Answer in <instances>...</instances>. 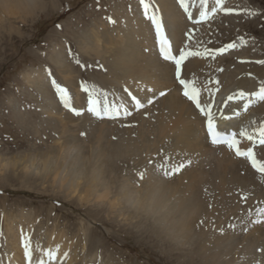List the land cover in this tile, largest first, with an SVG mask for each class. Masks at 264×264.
Segmentation results:
<instances>
[{"label": "bare ground", "instance_id": "1", "mask_svg": "<svg viewBox=\"0 0 264 264\" xmlns=\"http://www.w3.org/2000/svg\"><path fill=\"white\" fill-rule=\"evenodd\" d=\"M57 3L0 0V25L13 33V20L34 21L49 6L61 9ZM154 4L160 8L175 48L182 46L184 33L192 23L178 0H154ZM227 6L248 8V1L227 0ZM192 11L195 16L198 9ZM239 16L246 17L243 12L218 14L200 25L196 36L208 48L222 47L226 42L239 45L240 37L246 44L217 55L215 60L190 58L182 68L183 76L195 75L202 86L213 90V96L202 92V101L215 100V111L225 107L231 114L242 108V102L225 104L227 97L238 90L254 91L264 80V64L256 63L264 60L257 38L238 35L222 44L212 40L218 31L213 32L214 28L222 21L224 24V19ZM245 17L240 22L243 24L236 23V29L245 24ZM80 29L74 43L97 61L94 65L99 70L98 75H89L87 83L104 89L110 101L123 103L132 115L112 121L97 119L87 112V94L80 87L84 80L77 77L74 56L70 57L65 42L58 39L50 47L49 59L56 68L53 77L68 88L73 106L84 112L77 116L64 108L50 84L47 68L27 70L24 76L40 96L42 117L38 124L49 129L53 145L19 158H0V164L6 170L20 169L24 184L38 179L50 182L63 198L78 194L81 203L105 209L108 217L121 218L123 226L144 231L162 245V252L176 264H264V223H254L253 201L255 192L264 194L261 175L252 171L246 160H235L225 147L218 148V153L208 144L204 118L181 95L174 82L173 66L157 54L155 31L143 15L139 0H116L108 15L85 22ZM160 91H166V95L159 96ZM129 93L145 104L142 110L135 109ZM149 98L152 104H147ZM252 120H264V102L231 121L249 124ZM185 158L192 163L178 174L165 176L158 167ZM141 171L145 172L143 179L138 176ZM242 195L247 199L241 200ZM2 218L6 220V232L5 239H0L4 244L0 246V264H27L23 237L30 238L34 250L44 230L34 228L35 219L25 210ZM92 224L90 221L81 227L85 241L82 244L65 231H53L46 233L42 249L57 252L54 264H104L102 257L100 262L95 261L97 252H81ZM102 229L110 233L109 228Z\"/></svg>", "mask_w": 264, "mask_h": 264}, {"label": "rangeland", "instance_id": "2", "mask_svg": "<svg viewBox=\"0 0 264 264\" xmlns=\"http://www.w3.org/2000/svg\"><path fill=\"white\" fill-rule=\"evenodd\" d=\"M114 1L116 0H55L62 10L49 6L34 21L27 23L15 19L13 33L0 25V158H19L40 150H48L53 145L49 129L38 124L42 117L38 104L40 96L24 74L31 68L38 69L41 66L55 73L56 68L49 57L54 42L61 39V43H68L64 45L69 49L70 57L79 58L84 65L81 67L73 58L80 80L87 82L91 73L98 75L99 70L95 68L97 61L80 51L74 42L77 41V34L85 22L89 24L97 17L108 15ZM247 1L248 8L257 11V14L246 16L247 18L239 16L237 19H224V24L222 21L214 28L213 32L218 31L214 33L216 35L212 40L220 44L238 35H246L248 38L252 36L257 38L255 40L259 50L264 53V0ZM242 17H245V24L236 29V26L243 24L240 23ZM16 169L6 170L0 164V239H5L6 232L3 215L25 210L32 213L35 219L34 228L44 230L41 241H38L41 249L46 241V233L53 231H65L75 240L82 241V244L84 235L82 237L80 229L92 221L86 246L81 248V252L88 251L87 255L97 252L99 257H95L96 262L103 258L104 264H176L162 252V245L152 241L141 229L137 231L136 227H125L120 223L121 218H115L114 215L108 217L105 209L81 203L78 194L63 198L50 182L44 183L38 179L24 184L22 171ZM104 227L109 228L110 233L104 232ZM3 245L0 242V246ZM9 248L7 249H12ZM39 256L40 251L35 247L33 258Z\"/></svg>", "mask_w": 264, "mask_h": 264}, {"label": "snow or ice", "instance_id": "3", "mask_svg": "<svg viewBox=\"0 0 264 264\" xmlns=\"http://www.w3.org/2000/svg\"><path fill=\"white\" fill-rule=\"evenodd\" d=\"M179 5L186 13L187 20L191 21L192 28L188 29L184 35L186 37L184 43L180 47L174 48L171 34L166 28L165 21L161 14L160 8L154 4V0H139V4L143 7V15L150 21L155 31V41L158 45V54L163 61L170 63L174 68V79L178 81L182 88V95L190 101L199 113L204 118L206 136L210 143L215 146H224L234 154L236 158L246 160L253 169L261 176H264V120L257 123L255 120L249 124L243 125L239 130H223L218 125V119L231 120L233 117H239L241 112H247L251 106L258 105L264 102V80L259 81V86L254 91L238 90L237 92L227 97L228 101H241L242 108L233 110L231 115H224L223 111L214 110V101H202V92L207 91L209 96H213L214 92L206 85H201L195 75L187 77L182 76V68H186V61L190 58H207L216 59L217 55L227 52L229 49L237 48L247 43L244 37H240V44L236 42L228 43L219 48H208L204 42L197 38L196 33L199 31V26L203 23H208L216 18L218 14H232L235 12H243L246 16H255L257 13L249 8H237L227 6V0H178ZM197 8L198 12L194 16L192 9ZM111 23L115 21L108 17ZM77 64H81L79 58L74 57ZM256 63L264 64V60L256 61ZM81 67L84 65L81 64ZM102 67V66H101ZM222 71V69H218ZM47 76L50 79L51 86L55 89L60 102L65 109L79 116L84 112V109H78L73 106V97L67 87L62 86L53 77L51 70H46ZM251 75V74H249ZM208 83H211L209 81ZM218 84L219 82L216 81ZM80 87L87 94V112L95 116L97 119L105 118L115 119L120 115L129 116L131 112L123 103H116L109 100L108 93L99 88L95 84H89L82 81ZM218 91V89H216ZM149 91H152L151 89ZM131 96V100L137 110L144 108L145 104L135 95ZM166 95V91H160L159 96ZM153 99L149 98L147 104H152ZM148 115V113H145ZM83 135V133H81ZM247 142L248 146L243 147L242 144ZM170 159V158H168ZM151 163V161H149ZM192 163L190 158L179 160L170 165L160 164L158 167L163 171V175L172 176L180 173ZM144 171L138 173V176L143 179ZM247 196L242 195L241 200H246ZM264 221V208L257 209V219L254 223ZM203 223V221H201ZM235 227V225H230ZM223 231V229H221ZM247 231V229H245ZM58 247V246H57ZM24 256L27 264H54L57 260V252L52 249H41L37 244L36 248L40 251V256L33 258V250L29 237H23ZM68 253H64L66 257Z\"/></svg>", "mask_w": 264, "mask_h": 264}]
</instances>
